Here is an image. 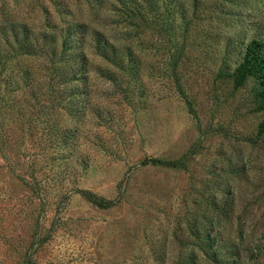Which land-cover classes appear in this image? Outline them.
I'll return each mask as SVG.
<instances>
[{
    "label": "rangeland",
    "instance_id": "374dc122",
    "mask_svg": "<svg viewBox=\"0 0 264 264\" xmlns=\"http://www.w3.org/2000/svg\"><path fill=\"white\" fill-rule=\"evenodd\" d=\"M55 1L0 0V24L36 27L41 8L56 17ZM102 1L60 5L124 63L131 52L133 95L124 100L101 76L116 67L88 42L89 106L60 125L77 126L71 147L54 136L48 146L33 120L1 118L0 264L28 254L32 264H186L192 255L214 264L193 236L203 219L222 258L264 264V113L252 110L254 81L236 89L229 77L246 43L264 37V0ZM186 152L183 168L141 164ZM79 189L117 202L99 208Z\"/></svg>",
    "mask_w": 264,
    "mask_h": 264
},
{
    "label": "trees",
    "instance_id": "16d2710c",
    "mask_svg": "<svg viewBox=\"0 0 264 264\" xmlns=\"http://www.w3.org/2000/svg\"><path fill=\"white\" fill-rule=\"evenodd\" d=\"M86 1L97 8L103 4L102 0ZM118 1L128 5L124 0ZM54 4L58 12L56 17L41 8L43 20L36 27L8 21L0 24V120L4 116L11 118L14 114L19 122L28 124L33 120L32 125H29L50 137L48 146L56 141L51 138L54 136L61 143L56 147L69 148L72 143L68 139L75 138L77 126L70 125L65 120L77 121L83 118L90 103V63L85 52L86 44L89 42L99 57L116 67V71L103 69L100 74L124 100L128 101L133 95L135 81L139 76L138 64L135 65L130 51L126 53L124 63L123 57L116 54L114 44L104 40L101 31L85 22L68 19L60 0ZM130 12L129 16L134 18L133 10L130 9ZM229 77L236 89L242 87L247 80L254 81L252 110L264 113V37L251 38L246 43L241 60L229 73ZM175 83L179 91L183 92L178 77ZM187 105L192 109L188 100ZM99 111L95 109L97 118L102 116ZM39 115L41 116L38 117ZM63 119L65 123L60 127ZM2 126L0 124V129ZM256 130L257 137L264 135V120L258 123ZM1 134L0 131L1 145L4 148L6 141L4 134ZM32 134V131L28 133L29 136ZM188 158L189 153L186 152L179 158L169 160L159 157L144 158L141 164L183 168ZM77 192L87 202L99 208H110L117 202L87 189H79ZM213 223V220L204 219L196 223L193 233L196 242L203 244L200 245L201 249L214 264H236V253H230L225 259L220 256V246L210 234ZM40 239L37 240L38 243ZM29 256L28 254L23 258V264H32ZM185 260L186 264H196L194 255L188 258L186 256Z\"/></svg>",
    "mask_w": 264,
    "mask_h": 264
}]
</instances>
